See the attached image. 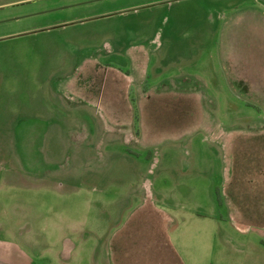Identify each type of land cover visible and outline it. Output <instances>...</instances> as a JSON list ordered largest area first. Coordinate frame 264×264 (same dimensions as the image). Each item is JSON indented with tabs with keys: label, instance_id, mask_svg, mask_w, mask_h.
<instances>
[{
	"label": "rangeland",
	"instance_id": "1",
	"mask_svg": "<svg viewBox=\"0 0 264 264\" xmlns=\"http://www.w3.org/2000/svg\"><path fill=\"white\" fill-rule=\"evenodd\" d=\"M248 14L262 19L264 0H0L2 240L31 264H93L113 237L134 241L139 264L166 240L183 264H264V234L226 206L231 156L215 143V126L264 113L225 82L222 99H153L147 119L133 106L138 83L146 104L170 81L223 79L222 42ZM109 124L141 142L113 140Z\"/></svg>",
	"mask_w": 264,
	"mask_h": 264
},
{
	"label": "crops",
	"instance_id": "2",
	"mask_svg": "<svg viewBox=\"0 0 264 264\" xmlns=\"http://www.w3.org/2000/svg\"><path fill=\"white\" fill-rule=\"evenodd\" d=\"M248 16L249 20L247 18L245 22L238 20V23H243L242 25L247 27L237 36L230 31L231 33L226 35V39L222 42L223 65L226 69L223 79L222 77L217 79L216 75L211 76L209 80L199 78V86L193 90L191 87L178 86L176 81H170L166 89L161 90L156 87L152 90L148 89L146 104L141 100L144 96L142 97L140 93L142 85L138 83L136 86L138 101L133 106L140 109V115L146 114L147 119L153 107V99L164 100L170 98V95L175 92L185 99L191 97L192 93H197L199 100L222 99L220 91H223L224 82L227 86L225 89L230 92L232 99L264 113V17L261 19L256 15L255 20L253 14ZM130 82V80L127 81V83ZM208 83L213 86L214 96H208L206 88ZM221 84L222 88L218 87ZM130 95V93L126 94L128 99H134V96L131 98ZM108 115H111L110 110ZM107 128L106 134L113 140L121 138L135 145L141 142L135 127L133 131L128 129L122 131V126L112 128L110 124ZM215 128H220L219 131L215 130L219 132L216 135L218 140L215 142L220 147L217 152L222 154L223 151L228 153L229 150L231 156L229 166L228 163L225 166L226 175L222 185L228 194L226 206L231 218L244 231L250 229L264 234V123H252V120L247 118L243 119V123L239 125L226 128L215 126ZM172 130L176 132L177 129L175 127ZM243 162L245 164L241 166ZM1 229L0 227V234ZM29 232L30 226L27 225L23 236ZM28 236L32 238L29 243H41L38 242L41 240L40 235L39 240H35L32 233ZM18 237L21 238L22 235ZM2 239L4 238L0 237V264H31L30 256L16 246L17 242ZM108 242L107 252H104L99 259L95 258L93 264H139L134 253L130 251L134 241L130 243L121 240L120 237H113ZM150 244L153 246L148 248L149 252L144 255L147 258V264H183L167 240L163 245L158 241L150 242ZM163 247L168 248L169 251L166 259L160 257Z\"/></svg>",
	"mask_w": 264,
	"mask_h": 264
}]
</instances>
